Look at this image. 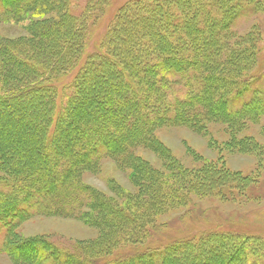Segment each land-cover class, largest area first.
<instances>
[{
  "label": "rangeland",
  "instance_id": "obj_1",
  "mask_svg": "<svg viewBox=\"0 0 264 264\" xmlns=\"http://www.w3.org/2000/svg\"><path fill=\"white\" fill-rule=\"evenodd\" d=\"M9 1L6 5L0 2V215L5 217L0 225V264H42L33 263L25 255L17 258L4 249L6 223L15 225L9 239L12 247L29 246L23 250L28 252L33 246L38 249L43 245L57 255L40 257L44 264H105L134 247L162 248L176 240L211 231L264 240V0H205L204 6L196 11L203 20L212 22L217 14L228 23L227 27L223 25L224 38L221 36L218 42L222 70L216 71L217 76L244 78L235 87L223 84L222 88L228 91L217 90L216 94L221 96L218 99L222 100L220 108L227 115L231 111L236 113L233 99L239 94L241 108L247 106L251 117L248 114L240 126H233L214 114L200 127H191L175 124L171 119L178 115L171 112L149 130L151 135L146 138L151 143L132 144L124 149L117 143L114 151L118 149L124 156L118 150L117 155L106 156L105 149L96 147L95 143L84 158L76 145L83 144L82 137L91 135V131L74 125L75 115L69 114L70 108L79 109L82 117L89 118L97 111L106 117L108 112L100 108L104 101L96 100V95L109 91L105 78L108 71L114 69L116 78L129 73L126 64L112 51L107 53L109 44L115 43L111 38L118 35L114 37L116 40L126 41L128 37H124L135 27L148 29L150 16L168 14V9L158 8L157 12H149L146 19L129 21L120 32L116 21L119 12L126 6L128 11L134 7L144 12L147 7L138 8L137 3L150 1L156 7L157 0H66L67 5H59L61 0H52L40 2L32 9L29 3L37 1ZM187 1V5L180 1L171 3L174 8L169 11L171 17H167L180 16L189 22L190 28L185 34L189 39L193 30L206 37L210 25L199 31L197 25L194 27L196 15L188 18L184 13L190 8L195 10L197 1ZM222 9L225 10L222 12ZM208 14L213 19H208ZM68 18L76 30L65 23ZM81 25L85 38L80 44L70 47L55 43L56 39L67 41ZM109 34L110 41L104 48ZM80 47L79 62L73 70L69 66L62 71L52 70L63 58L57 60L55 53L77 51ZM49 52L55 57L49 56ZM124 52L128 54V49ZM95 53L109 54V61L93 58ZM232 53L237 63L230 58ZM94 61L102 63L96 74L90 68ZM85 67L89 69L86 71ZM32 69H39L41 73H32ZM44 81L56 87L57 96L40 87ZM167 82L173 100L191 95V87H186L183 77ZM197 93L204 101V92ZM80 95L85 96L84 101L78 99ZM53 102L56 110L52 112ZM51 112L53 119L49 118ZM30 121L34 127L36 123L50 127L51 138L47 144L37 145L36 138L41 139L43 132L30 127ZM61 125H65L64 130ZM22 128L23 132L25 128L28 131L22 134ZM70 147L78 149L76 156L65 153ZM59 155L66 160L58 161ZM125 155L134 156L137 162ZM40 162L50 164L52 172L46 169L39 176ZM65 166H75V180L72 178L69 185L76 183L86 192L76 193L68 204L55 205L51 196L68 186L55 172ZM32 169L38 176L30 180ZM40 179L42 184L38 182ZM52 179L57 180L48 191L46 185ZM34 180L41 184L40 188ZM162 182L165 185L158 188ZM156 197L161 198L156 200ZM157 226L164 231H156ZM229 245L227 239L223 243L215 242L210 246L213 251L200 253V259L192 254L188 256L192 255L191 259H185V251L177 252L183 260L157 251L143 263V258L135 257L132 264H192V259L221 264L232 251Z\"/></svg>",
  "mask_w": 264,
  "mask_h": 264
},
{
  "label": "trees",
  "instance_id": "obj_2",
  "mask_svg": "<svg viewBox=\"0 0 264 264\" xmlns=\"http://www.w3.org/2000/svg\"><path fill=\"white\" fill-rule=\"evenodd\" d=\"M32 1V0H31ZM37 2L29 3V9H32L36 7L40 2H50L52 0H33ZM59 1V0H58ZM59 1V5H67L68 1L61 0ZM180 1L181 3H184L187 5L189 3L187 0H171L168 2V0H157V6L152 4L150 1H143L140 3H137L138 8H144L143 11H136V9L133 7L128 11V7L126 6L125 9H123L121 12H119V15L117 16L116 21L119 22V25H117L118 30L120 29V32H122L129 21H133L135 19H141V18H147L149 17V12H157L158 8L168 9V14H159L150 16V21L147 22L148 29L143 30L138 27H135L134 30L131 31L126 35L127 38L126 41H122L120 38L119 40L115 39L118 35L113 36L111 39L115 40V43L109 44L108 48H106V44L110 41V35H114L112 33L113 30H111V34H109V38H106L104 48H106L107 53L109 51L113 52L117 58L122 63H125L127 68L129 69V73L127 75L123 74V76H120L119 78H116L114 76L115 70L108 71V75L105 77L108 80V84L106 86V89L109 91H104V94L101 93V95H96V100H103L104 102H101L100 108H103V111H107L106 117L101 114V112L97 111L96 114L94 113L89 118L82 117V115L79 112V109H72L70 108L69 114L73 117L72 122L77 127H83L87 130H90L91 135H87L85 137H82L83 144L81 141H79V144L76 145L79 146V151L82 153L81 158L85 157V154H88V148L91 149L94 148V144L97 143L98 145L96 147L101 146L100 148H104L107 152L106 156H115L116 151V144L119 143L123 145L122 149H124V146L128 147V145L136 146L139 144L145 145L148 142L151 143L150 138L147 139L146 135H151L150 129L152 128L153 124H157L162 120V117H166L170 115L171 112H175L176 116L172 115V121H176L175 124L183 125L186 124L187 126H195L200 127L203 123L206 122V118H209L210 116H216L214 114H217V116H220L224 120H227L231 125L240 126L243 117L249 116L251 117V112L247 109V106H244L241 108L240 106V96H236V99H233V102H236L233 105V108L236 109V113L231 111L227 115L225 113V110H222L221 102L222 100L218 99V95L216 94L217 90L220 88L219 91H228L230 89H223V84H229L231 87H235L238 85V82L242 81V79H237L236 77H231V75H228V79L224 78L223 76H217L216 71L222 70V62L220 60V48H218L220 40H222L223 36V25L225 27L228 26V23L223 19L221 20L220 17H217V14H214L215 18L212 22L206 20H203L201 13H196V11L203 7L205 0H196L197 3L195 4V10L185 11L184 14H187L186 16L189 18L192 14L196 15V19L193 22L194 27L204 30L205 28L209 27V33L206 35V37H202V35H197V31L193 30V36L189 39V37H186V30L190 28L189 22L185 21L184 18L182 19L180 16H174L173 18H168L167 16L171 15L169 14V11L172 10L174 7L171 3H178ZM0 2L4 5H6L5 2H10L9 0H0ZM37 3V4H36ZM36 4V5H35ZM179 4V3H178ZM35 5V6H34ZM151 8H155L151 9ZM157 9V11H156ZM225 9H222L223 12ZM172 12V11H171ZM183 13V12H182ZM219 15V14H218ZM208 19L212 18L210 14L207 15ZM145 18V19H146ZM165 19V20H164ZM202 20V21H201ZM141 21V20H140ZM196 22V23H195ZM65 23H69V26H72L76 30V26L71 21V19H67ZM84 25V24H83ZM83 25L80 26L78 32L74 33L73 35H70V37L66 40L64 39H56L55 43L59 45H66L70 46L74 43L76 45L80 44L84 38L85 33H83L82 30H84ZM185 29V31H184ZM148 30V31H147ZM85 31V30H84ZM147 32H150L148 35ZM126 34V33H125ZM189 34H191L189 32ZM201 36V37H200ZM115 37V38H114ZM122 37V38H123ZM224 38V36H223ZM217 40V41H216ZM75 46V45H74ZM81 46V45H80ZM128 49V54H125L124 51ZM68 51V50H67ZM61 51V53H55L56 59L58 60L59 57H63L58 63L55 64L53 71H62L64 67L69 66L70 69H74L79 62L80 58V51L81 47L77 51ZM54 53L49 52V56H53ZM5 55H7L5 53ZM53 56V57H55ZM58 56V57H57ZM93 58H96L97 60L102 61H109V54L105 55L103 53H95L92 55ZM236 55L231 54L230 58H234V62L237 59H235ZM50 59V57H49ZM221 62V63H220ZM94 65L90 66V68L93 70V74H96L98 69H101L100 61H94ZM220 63V66H219ZM167 64V65H166ZM229 65V64H228ZM166 66V67H164ZM169 66L171 68H169ZM231 67H235L236 65L230 64ZM164 67V69L162 68ZM86 68V67H85ZM86 68L85 70L87 71ZM71 70V71H72ZM84 70V71H85ZM32 73H41L39 69H32ZM235 72V71H234ZM55 73V72H53ZM230 76V77H229ZM239 77V73L237 75ZM104 77V76H103ZM181 78L186 82V87H191L189 90H191V95L187 98H183L180 100H173V96H170L172 94V90L169 89V85L167 80L173 79V78ZM116 78V79H115ZM229 78H232V80H229ZM240 78V77H239ZM80 80V79H79ZM43 84L40 87H46L51 91V93H54L55 96H57V90L56 87L52 84ZM77 85V84H75ZM74 85V86H75ZM80 85V84H78ZM193 85V86H192ZM80 87V86H79ZM78 87V88H79ZM205 88V89H203ZM199 90H202L205 94L204 101L202 100L203 97H199V94L197 93ZM233 90V89H232ZM124 91V92H123ZM214 91V93H213ZM193 93H197L193 94ZM230 93V92H229ZM216 94V95H215ZM53 95V97H55ZM108 95V96H106ZM119 95L120 98L117 97ZM175 95V94H174ZM82 96V97H81ZM191 97V98H190ZM80 101H84L85 96L80 95ZM105 99V100H104ZM201 99V100H200ZM230 100L231 99H226ZM239 100V101H238ZM105 101H109L105 103ZM52 104V103H51ZM219 105V107L216 109L215 106ZM242 105V104H241ZM244 105V104H243ZM124 106L127 108H124ZM240 106V107H239ZM55 103L53 102L52 112L56 109ZM54 108V110H53ZM215 108V109H214ZM247 109V110H246ZM237 111H240L239 113ZM51 112L50 117H54L53 113ZM73 114V115H72ZM239 114H242V116H239ZM69 115V116H70ZM78 116V117H77ZM154 117V121H152V118L149 120V117ZM231 117H234L231 119ZM48 119V118H47ZM227 122V123H228ZM24 125V121L21 122ZM30 127H34V122H29ZM65 125L59 126L62 130H64ZM35 129H38L39 131L43 132L40 138H36L38 140V144L44 145L47 144L49 139L51 138L50 134V127L45 126L42 123H36ZM67 128V127H66ZM103 129V133L102 130ZM26 131H28V128H25ZM37 130V131H38ZM26 131H24L26 133ZM101 131V132H100ZM23 132V128H22ZM22 134H25V133ZM114 132V133H113ZM66 145V144H65ZM75 146V145H74ZM129 146V147H130ZM118 148V147H117ZM78 149L75 148L72 149L71 147L66 150L65 153L70 154L72 153L71 157L75 155V151ZM110 149V150H109ZM122 151V150H121ZM117 152L121 153L120 150ZM64 154V153H63ZM74 154V155H73ZM122 156H124L123 153H121ZM76 156V155H75ZM128 160H135L134 156L131 155H125ZM64 157V156H63ZM62 155H59V160H64L66 157L63 158ZM70 157V158H71ZM68 158V157H67ZM74 159V158H73ZM66 160V159H65ZM77 162V161H76ZM137 162V161H136ZM41 163V164H40ZM38 163L41 171H38L39 176L42 175V173L47 169L48 172H52L50 169V164H42L43 162ZM60 163V162H59ZM59 166L58 162L56 167ZM76 166V165H75ZM75 166H65L63 169L57 168L58 171L57 175L60 179L64 178L66 184L68 183V186L66 189H63L60 193L57 195L51 196L53 199V202L55 205H63L68 204L69 199L74 198V195L76 193L80 194V192H86L85 188L83 189L81 186L79 187L76 183H71L69 185V181L73 180L75 178L73 169ZM55 170V169H54ZM35 170H30L31 176L29 179H34L37 172H34ZM151 173L147 172V175H150ZM73 178V179H72ZM151 178V176H149ZM39 178H37L38 180ZM152 179V178H151ZM37 180L35 183V186L40 188L39 186L43 183L42 179H40L41 184H37ZM57 179H52V182H49L50 184H47L46 187L49 188L48 191H51L50 188L55 184ZM75 180V179H74ZM165 182V181H164ZM162 182L158 188L161 186L163 187L165 184ZM161 198V197H160ZM159 198V199H160ZM158 197H156V200H159ZM50 201V200H49ZM48 201V202H49ZM50 206L52 207L53 205ZM73 204V203H72ZM77 204V203H76ZM118 212V211H117ZM120 214V212L117 213V215ZM27 217V216H26ZM5 218L3 215H0V225H3L2 219ZM12 224V222H11ZM8 226V227H7ZM7 229V237L5 240V250L9 251V253H14V256L17 258H21V255H25L30 258L33 263L35 261L37 263L44 264L45 262L40 258L42 256H50L52 258H55L57 255L48 250L43 245H39L38 249L33 248L36 246L31 247V249L27 252L23 251L24 249L30 248L29 246H23L21 248L19 247H12L9 244V239L12 235L13 228L15 225H10L9 223H6ZM159 230L162 232V227H156V231L159 232ZM161 234V233H160ZM120 239V237H119ZM228 240L230 245V250H232L230 253H227L225 255V262H221V264H242L244 262L245 264H264V240L259 237H248L246 235H238L234 233H225V232H217V231H211L207 233H203L199 236L194 237H188L181 240H176L172 243H168L162 248H143L138 247L132 249L130 252H127V254H122L119 256H115V258L108 260L105 262V264H124L126 261L127 263L132 264V261L135 260V257L143 258L141 259V262H144V259L146 257L159 252H165L169 255H172L171 258L177 257L178 259L183 260L182 256H177V252L181 253V251H185L186 257L185 259H188L194 255V257L199 258L200 253L203 252L206 253L210 251V246H214V243H223V240ZM121 240V239H120ZM208 247V248H207ZM33 248V249H32ZM143 249V251H141ZM172 252L176 253L173 254ZM252 252V253H249ZM189 254H192L191 257ZM261 254V255H259ZM259 255V256H258ZM33 258V259H32ZM25 259V258H24ZM69 258H65L66 261H68ZM137 259V258H136ZM200 259V258H199ZM194 260L192 259V264H213V263H203L200 260ZM213 259V257H212ZM257 260L255 263L254 261ZM23 261H26L23 260ZM30 261V262H31ZM163 260L160 262L162 263ZM142 262V263H143ZM166 262V261H165ZM194 262V263H193ZM199 262V263H197ZM206 262V261H205Z\"/></svg>",
  "mask_w": 264,
  "mask_h": 264
}]
</instances>
